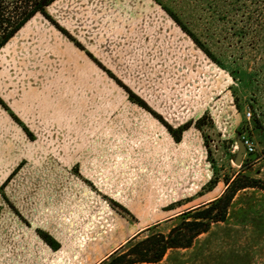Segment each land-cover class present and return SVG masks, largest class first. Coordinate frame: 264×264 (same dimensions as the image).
<instances>
[{
    "label": "rangeland",
    "instance_id": "rangeland-1",
    "mask_svg": "<svg viewBox=\"0 0 264 264\" xmlns=\"http://www.w3.org/2000/svg\"><path fill=\"white\" fill-rule=\"evenodd\" d=\"M163 1L215 55L226 62L235 59L244 70L234 80L154 0L148 1L152 8L143 20L154 26L156 37L146 38V45L143 37L142 45L135 37H117L124 52L109 55L118 56L120 82L163 120L174 127L190 122L179 141L149 111L126 98L106 122L92 125L90 140L80 141L87 135L81 115L88 105L79 107L78 92L67 76L74 64L81 65L76 53L67 49L60 64L48 61L41 70L48 79L40 87L26 81L29 63H36L33 57L20 58L16 68L0 52V69H5L0 73V264H96L148 226L157 224L154 230L167 233L185 212L219 196L225 179L264 182V0H241L244 21L239 16L218 20L214 10L215 4L221 7L219 0ZM100 23L119 32L115 21ZM34 50L46 57L43 48ZM10 66L16 69V83ZM112 84L108 111L118 100L116 88L124 90ZM61 110L75 122L64 141L76 145L75 156L69 166L56 157L59 163L26 170L27 146L48 152L46 146L59 142V151H65L64 143L47 135L58 119L63 121ZM204 112L206 124L199 130L193 122ZM238 134L254 144L239 165L233 162ZM117 205L130 214H122ZM36 229L50 234L59 248L49 246ZM137 264H264V190L239 189L226 218L212 222L189 247L168 249L155 263Z\"/></svg>",
    "mask_w": 264,
    "mask_h": 264
},
{
    "label": "crops",
    "instance_id": "crops-1",
    "mask_svg": "<svg viewBox=\"0 0 264 264\" xmlns=\"http://www.w3.org/2000/svg\"><path fill=\"white\" fill-rule=\"evenodd\" d=\"M148 1L149 0H53L45 6V11L55 23L42 14L36 13L1 47L0 52L3 50L4 59L6 58L9 60L11 64L15 63L16 68L19 65L17 62L20 58L23 59L26 55L33 57V61L36 63H29L30 66L25 72V75H27L26 81L32 84L38 83L40 87H42V84L48 79V77H45L43 71H41L49 65L48 61L53 62L51 66L60 64L62 59L67 58V49L76 53L73 54V57L77 61L79 60L81 65L76 67L74 64L71 69L66 70L68 71L67 76L70 77L74 84V91L78 92L77 97L80 102L77 104L79 107H82V102L88 105V111L83 112V114L86 115L83 116L81 115L82 113L80 114L81 119L85 122L84 127H88L86 137L80 139V141L90 140V135L93 131L92 125H100L106 122L108 114L118 106V103L123 98H126L130 105H137L128 99L125 89L119 90L116 88L115 91L118 100H116L114 105L111 106L110 111H108L109 109L106 105L109 93L108 85L112 82L117 87L115 84L116 80L95 60L119 80V77L123 75V73L119 72L118 68H120V66H118V63L115 61L118 56L112 57V55H109L114 52H124L123 49H120V43L117 37H135L136 43H140V45H146V43H150V41L156 37L154 26L150 28L148 26L149 23L143 20L145 18L144 14H148L149 9L152 8L148 4ZM100 19L118 23L119 32L111 31L112 24H108L109 26L107 25L108 28L106 29L102 28ZM145 24H147V26H145ZM121 25L131 26V28H128L127 31V28L122 30ZM59 27L63 28L81 45V47L78 46L74 40L65 35ZM103 29L105 31H103ZM141 37L144 38L142 44L140 41ZM106 38L108 40H106ZM146 38L150 41L146 40ZM34 46L37 47V49L38 47L40 49L43 48L46 57H41L40 53L35 50L34 52L36 54H34ZM84 52H89L95 60L92 57L90 58L93 61L89 59ZM77 54L79 57L76 56ZM2 60L1 56L0 61ZM3 70L5 69H0V73ZM15 70L16 69L12 66L8 67L9 76H11L16 83ZM125 86L132 90L126 83ZM132 91L137 94L134 90ZM95 100H98L96 102L99 103L95 104ZM102 102L104 104H102ZM77 104L76 102L72 103L73 107H76ZM149 105L151 106V104ZM151 107L153 108V106ZM61 111L58 117H62L63 121L62 119H60L61 121L58 119L59 123L57 122L54 127H51L52 131L47 135L53 137L54 140H59L64 143L65 151H63V153L59 151V142L55 147L50 148L46 146L48 152L43 151L41 148L40 152H38L39 147L29 148L27 146L29 155L22 163V167L26 170L49 164L56 160V157L64 159L61 165L69 166L71 159L75 156L76 145L71 146L68 142H64L66 132L76 129L75 122L74 119H71V115L68 117L66 113ZM236 123L239 125L240 119H238ZM169 135L171 136L170 133ZM56 161L59 163L58 159ZM0 184H3L2 179H0ZM105 256L106 255L103 257Z\"/></svg>",
    "mask_w": 264,
    "mask_h": 264
},
{
    "label": "trees",
    "instance_id": "trees-1",
    "mask_svg": "<svg viewBox=\"0 0 264 264\" xmlns=\"http://www.w3.org/2000/svg\"><path fill=\"white\" fill-rule=\"evenodd\" d=\"M53 0H0V49L1 47L13 37L21 26L33 17L36 13H40L48 18L53 23L54 20L46 13L45 6ZM165 13L180 27V29L189 36V38L199 47L215 64L226 69L234 80L242 78L243 69L236 66L235 59L230 62L224 61L219 56L215 55L212 50L201 41L199 36L188 26V21L173 8L169 3L163 0H154ZM220 8L216 7L214 15L219 19H226L238 17V19H245V9L240 7L243 3L241 0H219ZM219 17V18H218ZM224 19V20H225ZM244 24V22H243ZM246 24V22H245ZM59 29L69 38L81 47V45L72 38L63 28ZM238 35L244 36V30L238 29ZM90 57L92 55L87 53ZM93 58V57H92ZM94 59V58H93ZM95 60V59H94ZM107 73L113 77L118 84L123 86L130 101L136 103L138 106L149 111L156 117L171 134L175 141H179L182 132L190 125V122L183 123L179 126H172L168 124L163 118L152 110L147 103L135 94L128 87L123 85L111 72L105 69L97 60H95ZM207 114L204 112L193 122V125L201 130L206 124L205 118ZM212 125V123H209ZM240 178L234 177L231 181L225 179V189L221 194L212 200L203 203L188 212H185L178 223L173 225L167 233L154 230L157 224L148 226L137 232L124 243L120 244L107 256L101 259L96 264H137V263H155L162 259L168 249L171 248H185L189 247L193 239L200 233L209 229L212 222L223 221L228 212L229 205L235 193L246 187H257L264 190V182L255 178ZM214 180H211V183ZM119 211L124 215H129V211L123 206L117 205ZM39 236L53 249H58L60 244L50 234L43 230L36 229Z\"/></svg>",
    "mask_w": 264,
    "mask_h": 264
},
{
    "label": "water",
    "instance_id": "water-1",
    "mask_svg": "<svg viewBox=\"0 0 264 264\" xmlns=\"http://www.w3.org/2000/svg\"><path fill=\"white\" fill-rule=\"evenodd\" d=\"M236 144H237V150L235 152L234 158H233V162L237 165H239L241 163L243 154L245 152V145L243 143V141L240 138V135H237L236 138Z\"/></svg>",
    "mask_w": 264,
    "mask_h": 264
},
{
    "label": "built area",
    "instance_id": "built-area-1",
    "mask_svg": "<svg viewBox=\"0 0 264 264\" xmlns=\"http://www.w3.org/2000/svg\"><path fill=\"white\" fill-rule=\"evenodd\" d=\"M247 114H250V113L247 112ZM240 138H241V140L243 141V143L245 145V152L251 153L254 150V144L251 141V139L248 136L244 135V134L240 135ZM234 147H236V145H234Z\"/></svg>",
    "mask_w": 264,
    "mask_h": 264
}]
</instances>
